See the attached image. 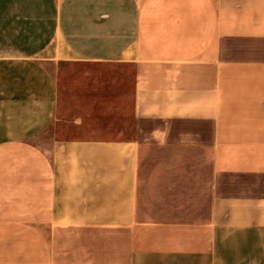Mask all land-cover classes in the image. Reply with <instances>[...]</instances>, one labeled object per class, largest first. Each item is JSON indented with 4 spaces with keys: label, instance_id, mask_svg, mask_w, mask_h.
Here are the masks:
<instances>
[{
    "label": "crops",
    "instance_id": "obj_1",
    "mask_svg": "<svg viewBox=\"0 0 264 264\" xmlns=\"http://www.w3.org/2000/svg\"><path fill=\"white\" fill-rule=\"evenodd\" d=\"M0 264H264V0H0Z\"/></svg>",
    "mask_w": 264,
    "mask_h": 264
},
{
    "label": "rangeland",
    "instance_id": "obj_2",
    "mask_svg": "<svg viewBox=\"0 0 264 264\" xmlns=\"http://www.w3.org/2000/svg\"><path fill=\"white\" fill-rule=\"evenodd\" d=\"M86 69H90L88 63L72 60L62 61L59 67L57 78L59 91L58 120L54 129L61 139L72 138V85L74 87V76L84 75ZM82 91L84 90L82 89ZM126 125H128L127 121ZM59 199L62 210L72 211V196H60Z\"/></svg>",
    "mask_w": 264,
    "mask_h": 264
}]
</instances>
